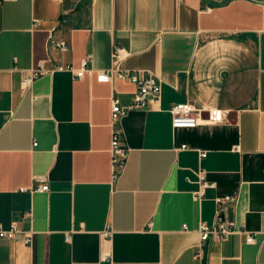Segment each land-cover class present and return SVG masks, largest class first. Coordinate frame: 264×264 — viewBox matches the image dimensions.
I'll list each match as a JSON object with an SVG mask.
<instances>
[{"label": "crops", "instance_id": "0c3cea01", "mask_svg": "<svg viewBox=\"0 0 264 264\" xmlns=\"http://www.w3.org/2000/svg\"><path fill=\"white\" fill-rule=\"evenodd\" d=\"M114 44L123 69L162 85L158 104L114 127L111 99L129 104L131 83L57 72L22 87L41 62L78 69L92 56L89 67L106 70ZM179 104L226 117L173 130ZM114 129L129 156L112 182ZM200 170L215 185L202 199ZM37 176L49 191L23 192ZM227 196L234 231L197 260L199 226L213 225L215 198ZM12 224L24 233L0 240V264H264V0H2L0 225Z\"/></svg>", "mask_w": 264, "mask_h": 264}, {"label": "built area", "instance_id": "2783aa9c", "mask_svg": "<svg viewBox=\"0 0 264 264\" xmlns=\"http://www.w3.org/2000/svg\"><path fill=\"white\" fill-rule=\"evenodd\" d=\"M2 0H0L1 2ZM58 3H63L64 0H56ZM95 1V0H92ZM70 11H65L62 15L60 23L67 22L66 17L70 15ZM38 23V22H36ZM53 48H58L61 52H67L69 47L65 42H52ZM127 53L125 49L114 44L112 50V63L110 68L106 70H94L89 67L92 56H88L82 62L80 68H75L72 65L61 64L54 68L46 67L45 62H41L37 69H32L22 78L23 89L31 88L33 83L42 76L53 75L57 72H69L76 80H83L88 76H95L99 83L114 84L116 80H122L127 83L135 85L136 90L134 96L129 104L123 106L118 97L113 96L111 99V124L112 127L120 120L122 116L130 111L137 109H146L149 106H154L160 102L162 94V85L158 78L153 75L147 74L140 70H126L122 68L124 60L127 58ZM172 115V129H195L201 124H217L225 120V114L222 111L210 112L208 119L203 118V112L201 109H197L193 104H179L173 106L170 110ZM38 143L34 142L33 147H37ZM188 146L183 145L181 150H187ZM110 156H111V172H112V182L118 180L127 164L129 149L124 144L122 134L117 130H112L111 146H110ZM201 159H203L206 154L202 153ZM200 186L197 191V196L199 199L205 197V193L208 189L215 188V185L207 181L206 172L200 170L198 172ZM38 183V184H37ZM23 192L40 193L48 192L49 185L42 176H37L34 179V184L30 189H22ZM233 198L227 197H216V216L215 221L212 226L205 222H201L199 226V236L200 243L197 246V251L195 258L198 260L201 258V248L205 242L210 239L216 241L225 240L233 231L234 223L230 221L226 215V206L228 203L232 202ZM184 230H188L187 226H184ZM17 224H12L9 228H5L0 225V240H13L18 235L23 234ZM113 232L107 230L104 235L106 237L112 236ZM70 240V237H67ZM26 243L32 242V233H29L25 237ZM249 244L255 242V237L249 235L247 238ZM103 262L111 261L109 256L102 257Z\"/></svg>", "mask_w": 264, "mask_h": 264}]
</instances>
